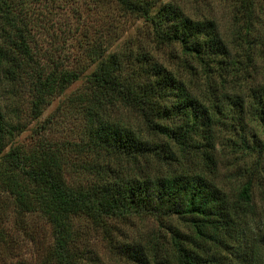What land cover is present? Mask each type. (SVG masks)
I'll list each match as a JSON object with an SVG mask.
<instances>
[{
  "label": "trees",
  "instance_id": "trees-1",
  "mask_svg": "<svg viewBox=\"0 0 264 264\" xmlns=\"http://www.w3.org/2000/svg\"><path fill=\"white\" fill-rule=\"evenodd\" d=\"M115 1L147 19L155 42L180 48L182 67L197 83L145 56L127 72L126 58L95 55L99 63L77 99L86 115L85 139L50 142L41 136L49 127H42L29 150L14 144L25 126L0 95V195L10 196L20 214H41L52 228L45 264H104L84 242L88 225L102 230L109 249L130 264H264V212L254 198L261 189L264 202V84L251 77L255 60L264 59L261 0L230 6L218 0L231 7L227 31L214 17L195 19L176 4L154 11L149 0ZM15 2L0 0L2 31L9 33V25L15 34L0 46V69L18 83L30 72L23 87L30 88L38 119L80 73L45 70L12 17ZM219 153L229 169L244 167L228 178L237 180V189L218 182ZM152 160L163 169L153 172ZM74 173L93 180L74 187ZM143 215L154 217L165 235L117 245L109 221ZM172 218L185 228L168 226Z\"/></svg>",
  "mask_w": 264,
  "mask_h": 264
},
{
  "label": "rangeland",
  "instance_id": "rangeland-1",
  "mask_svg": "<svg viewBox=\"0 0 264 264\" xmlns=\"http://www.w3.org/2000/svg\"><path fill=\"white\" fill-rule=\"evenodd\" d=\"M14 1L18 8L11 12L12 17L17 19L16 25L26 29L31 48L36 52V58L40 60L45 70L51 71L58 66L80 73V79L64 94L53 97L42 116L34 119L31 112L30 88L23 87L29 84V76L26 74L30 72L25 73L18 83L8 81L0 69V95L3 96L4 103L11 104L18 111L19 122L25 126L22 133L15 138L14 144L25 150L32 149L38 143L36 132L42 127H49L41 136L50 142L79 143L85 139L86 115L80 108L81 102L77 99L89 87L88 76L99 63L96 61L97 56L106 59L110 55L118 54L122 60L126 58L129 61L127 72L138 65V57L145 56L150 62L163 65L176 74L185 73L182 67L185 57L180 48L155 42L152 27L147 19L124 12L115 0ZM149 1L155 3L154 11L167 3H172L179 5L195 19L214 17L222 31L230 29L233 23L231 7L223 6L218 0ZM234 2L235 0H230L229 6ZM258 5L263 8L264 2L261 0ZM262 21L264 23L263 19ZM4 24L5 22L0 20V46L6 45L8 40L6 35L15 36L13 28L9 25H7L9 33L2 31ZM262 60L264 59L255 60L256 72L251 76L257 84H264ZM183 79L187 82L192 81L193 85L197 83L196 80H190L191 76L188 74ZM124 114L127 122L136 123L134 117ZM221 134L223 138L229 136L224 130ZM230 152L231 150H226L227 154ZM219 155L222 157L218 182L228 187L227 190L237 189L238 184H235L237 180L234 183V179L228 178L237 175L239 169L243 170L244 167L238 164L234 166L235 168L229 169L225 156L220 153ZM151 164L153 172L163 169L154 160ZM262 177L264 182V174ZM92 180L93 178L88 175L74 173L72 184L73 186L83 182L89 184ZM259 191L262 190L257 189L254 198L259 210L264 212V202H260L262 194ZM18 212L10 196L0 195V264H45L46 255L54 242L52 228L41 214ZM109 222L112 225V239L121 246L148 240L151 233H160L159 235L165 233L151 216H133L127 221ZM166 223L168 226H177L180 230L185 228L176 218ZM86 233L84 242L104 264H130L109 249L102 230H96L88 225Z\"/></svg>",
  "mask_w": 264,
  "mask_h": 264
}]
</instances>
